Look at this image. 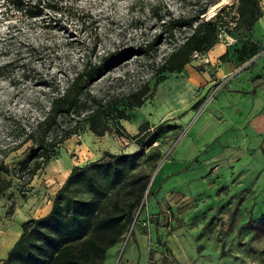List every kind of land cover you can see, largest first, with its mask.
<instances>
[{
    "label": "rangeland",
    "instance_id": "obj_1",
    "mask_svg": "<svg viewBox=\"0 0 264 264\" xmlns=\"http://www.w3.org/2000/svg\"><path fill=\"white\" fill-rule=\"evenodd\" d=\"M23 1L25 7L16 9L11 0H0V66L17 61L0 80V159L5 156L9 175L4 176L12 181L0 196V237L44 215L73 167L104 153L138 149L132 139L113 131L98 137L84 126L34 176L20 172L33 147L29 141L10 150L14 137H23L10 121L28 125L37 117L35 101L47 91L38 85L50 79L63 88L80 59L107 58L156 41L149 54L131 53L106 68L91 92L123 100L145 83L152 89L160 77L157 67L193 28L170 35L151 10L169 21L206 9L200 19L222 25L217 43L179 73L162 74L143 105L130 108L129 120L121 121L130 136L147 122L157 138L151 146L144 142L145 154L133 172L144 175L139 183L132 175L115 186L123 200L148 180L134 234L124 233L102 264H264V228L257 226L264 214V123L253 121L260 118V105L252 103V92L231 94L243 80L264 76V35L257 25L253 32L233 29L236 1L40 0L55 9L36 17L28 7L37 0ZM253 43L261 54L242 62L237 52ZM22 65L30 70L27 81L20 77Z\"/></svg>",
    "mask_w": 264,
    "mask_h": 264
},
{
    "label": "trees",
    "instance_id": "obj_2",
    "mask_svg": "<svg viewBox=\"0 0 264 264\" xmlns=\"http://www.w3.org/2000/svg\"><path fill=\"white\" fill-rule=\"evenodd\" d=\"M235 1L232 5L235 9L233 29L249 32L263 15L260 5L263 0ZM11 3L16 9L25 7L23 0H11ZM28 9L30 17H36L43 9L53 11L55 7L37 0L30 1ZM151 13L153 18L162 22V30L170 35L176 30L193 28L192 34L157 67L155 74L160 77L154 83L155 87L161 81L162 74L179 73L190 62L193 52H208L217 43L222 25L213 21L203 22L200 16L206 13V9L194 17H179L169 21H165L157 9H152ZM155 42L135 49L116 51L107 58L105 54L96 60L87 57L80 59L78 65H74L72 75L64 80L63 88L58 84L55 87V82L50 79L38 85L47 91L42 93V98L36 99L38 115L25 122L30 124H23V120L19 119L10 121L14 131L21 129L23 134V137H14L10 150H17L29 141L32 144L29 160L20 169V172L24 171L30 177L57 155L58 147L66 139L84 126L98 137L113 131L120 137L132 139L138 149L132 153H104L98 161L73 167L54 196L49 213L20 224V236L1 264H102L107 250L124 233L128 231L129 236L134 234L135 212L143 204L148 180L145 179L136 191L134 188L129 189L123 200L114 189L120 181L132 175L138 179L135 184L139 183V177L143 174L133 172L145 154L144 142L147 141V145L151 146L157 135L145 122L139 126L136 135L130 136L121 121L129 120L127 111L143 105L154 87L150 89L145 83L123 100L117 96L106 98V95L93 94L91 87L106 73V68L115 67L131 53L135 57L149 54L154 50ZM257 50L255 43L249 47L242 45L237 52L238 58L244 62L258 54L260 51ZM16 65L17 61H9L0 66V80L8 78L9 70ZM26 72L30 70L22 65L20 77L25 81L28 80ZM8 173L4 156L0 159V196L11 187V179L5 177ZM257 226L264 228V214Z\"/></svg>",
    "mask_w": 264,
    "mask_h": 264
},
{
    "label": "crops",
    "instance_id": "obj_3",
    "mask_svg": "<svg viewBox=\"0 0 264 264\" xmlns=\"http://www.w3.org/2000/svg\"><path fill=\"white\" fill-rule=\"evenodd\" d=\"M262 12H263L262 17L255 23V25L253 26L250 32H253V29L257 25L259 28V34L264 35V7H263ZM254 35L256 36V38L259 37L258 34L254 33ZM238 86L240 87H236V90L232 92L231 94L234 97H238L242 95L248 96V94L246 93L252 92L251 95H249L250 97L253 98L252 103L260 105L259 107L260 118L256 120L253 119V121L258 122V123H264V76L253 79L251 82H247V83H245L243 80ZM50 209H51V206H49L47 212L44 215L38 218H41L47 215ZM19 236H20V230L16 231V233H8L0 237V257H2L3 260L6 258L8 252L10 251L14 243L17 241Z\"/></svg>",
    "mask_w": 264,
    "mask_h": 264
},
{
    "label": "built area",
    "instance_id": "obj_4",
    "mask_svg": "<svg viewBox=\"0 0 264 264\" xmlns=\"http://www.w3.org/2000/svg\"><path fill=\"white\" fill-rule=\"evenodd\" d=\"M261 52H259L257 55H260ZM201 56L200 53L198 52H193L192 55H191V59H195V58H199Z\"/></svg>",
    "mask_w": 264,
    "mask_h": 264
}]
</instances>
